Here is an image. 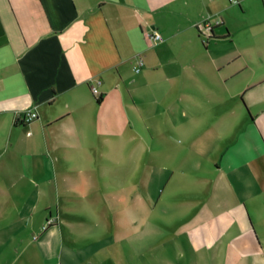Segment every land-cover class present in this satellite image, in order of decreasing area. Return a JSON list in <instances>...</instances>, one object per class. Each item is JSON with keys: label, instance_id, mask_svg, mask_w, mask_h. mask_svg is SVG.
<instances>
[{"label": "crops", "instance_id": "0c3cea01", "mask_svg": "<svg viewBox=\"0 0 264 264\" xmlns=\"http://www.w3.org/2000/svg\"><path fill=\"white\" fill-rule=\"evenodd\" d=\"M236 1L0 0V264H79L108 216L105 264H264V0Z\"/></svg>", "mask_w": 264, "mask_h": 264}, {"label": "rangeland", "instance_id": "374dc122", "mask_svg": "<svg viewBox=\"0 0 264 264\" xmlns=\"http://www.w3.org/2000/svg\"><path fill=\"white\" fill-rule=\"evenodd\" d=\"M136 77V74L132 71V69L128 66L127 69L125 70V73L123 74V80L125 81V85L120 87V92L123 94L124 97L128 96V92L130 90V85L132 81H134ZM126 86V87H125ZM90 100H91V105H90V121L86 125V128L90 131V136H89V142L90 146L97 145V138L93 136V132L95 130H101V127L99 125V117H103L107 113H110L111 111H115L119 113V110L117 108V104L114 101L107 100L104 102V104L100 107L96 106L95 102V97L92 96L90 93ZM130 102V101H129ZM129 102L125 103L126 107L129 109H133L132 106L129 104ZM125 111V110H124ZM122 123V121H121ZM127 125L123 126L122 124L119 125V127H128V124H131V121L126 122ZM126 130V129H124ZM165 138V137H163ZM170 146V145H169ZM90 160V174H89V179H90V191L88 194H90V197L92 196L96 200H98V207L101 208V200L99 198V191L100 184L98 183L96 176L94 175V169L91 168V161H92V152L90 150V157H88ZM75 187L78 189V200H75L76 202H79L82 204L84 202L82 197V187H84L82 184H76ZM96 206L92 207L91 209H95ZM79 209V208H78ZM89 218L90 220L84 221V225L81 227H76L73 230V238L78 244L77 248L80 252V261L79 264H105L104 259H106V255L110 257H114V253L118 250V246L112 247L108 245L106 242L107 237H111L115 232V224L114 220L118 217H106L109 218V225L108 228L109 230L106 231L105 225L103 227V223H99V218L98 217H86ZM101 219V218H100ZM90 221V222H89ZM98 222V223H97ZM69 229L68 231H70ZM72 231V230H71ZM69 233V232H68ZM67 230L64 229V237L67 239ZM117 256V255H116ZM114 261L116 264H120L119 261H117V258H114ZM144 264H150L149 258L144 259Z\"/></svg>", "mask_w": 264, "mask_h": 264}, {"label": "built area", "instance_id": "2783aa9c", "mask_svg": "<svg viewBox=\"0 0 264 264\" xmlns=\"http://www.w3.org/2000/svg\"><path fill=\"white\" fill-rule=\"evenodd\" d=\"M230 3L237 4V1L236 0H230ZM196 29L198 31H200L203 35H205L207 40L212 36L211 35L212 34V26L206 21L196 25ZM146 39L150 44H153V45L162 42L161 36L155 31L148 34L146 36ZM142 66H143L142 59L140 57H137L136 58V64L133 67V71L135 73H139ZM99 84H100L99 82H96L95 84L90 85V91H91L92 95L96 98H98L100 96V93L98 91V85ZM16 118L21 119V121L24 124H29V123H31L37 119V113L33 110H28L25 113H23L22 115L17 116ZM53 222H54V220H52V219L47 220L45 226L43 227V230H45V228L47 226L52 225Z\"/></svg>", "mask_w": 264, "mask_h": 264}, {"label": "trees", "instance_id": "16d2710c", "mask_svg": "<svg viewBox=\"0 0 264 264\" xmlns=\"http://www.w3.org/2000/svg\"><path fill=\"white\" fill-rule=\"evenodd\" d=\"M102 101V96H99L98 98H96V103H100Z\"/></svg>", "mask_w": 264, "mask_h": 264}]
</instances>
